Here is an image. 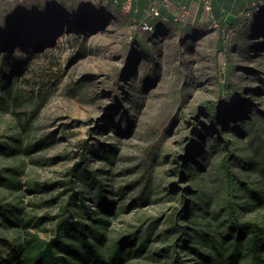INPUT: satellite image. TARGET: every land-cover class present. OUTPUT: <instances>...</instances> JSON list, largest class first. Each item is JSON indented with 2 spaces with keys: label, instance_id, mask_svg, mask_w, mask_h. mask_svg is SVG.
<instances>
[{
  "label": "rangeland",
  "instance_id": "1",
  "mask_svg": "<svg viewBox=\"0 0 264 264\" xmlns=\"http://www.w3.org/2000/svg\"><path fill=\"white\" fill-rule=\"evenodd\" d=\"M219 1L225 2L213 0L214 7ZM74 2L36 7L33 0L20 10L16 3L0 9V43L14 40V53L0 47V141L17 148L7 154L0 149V169L11 176L17 167L22 180L14 187L0 184V205L16 203L23 217L51 216L45 229H29L50 239L68 212L96 222L79 206H68L75 186L79 198L109 220L97 242L107 256L125 236L141 251L119 264H180L175 244L187 233L193 242L211 235L236 237L227 220L222 164L231 153L228 159L239 173L235 198L253 204L239 208L242 217L264 224V6L233 29L206 16L173 15L169 6L150 29L141 22L146 9L134 18L123 8ZM22 11L23 30L17 23ZM11 28L21 30L20 41ZM3 80L24 93L20 109L4 104ZM208 105L223 106V121L212 118ZM230 108L236 109L234 117ZM25 112L34 113L33 121ZM217 126L231 139V150L215 145L224 135ZM84 141L86 162L81 161ZM179 154L198 172L196 180L185 175L188 169L180 172ZM86 165L96 170L113 201L107 215L94 199L99 184L75 176ZM185 187L189 208H195L187 217ZM19 234L23 227L6 226L0 215V237ZM180 250L198 264L193 253Z\"/></svg>",
  "mask_w": 264,
  "mask_h": 264
},
{
  "label": "trees",
  "instance_id": "2",
  "mask_svg": "<svg viewBox=\"0 0 264 264\" xmlns=\"http://www.w3.org/2000/svg\"><path fill=\"white\" fill-rule=\"evenodd\" d=\"M234 1L236 4L237 1L240 0ZM225 2H223V5L225 4L231 8V11L229 12L234 13L233 9L235 4L233 5L232 0H225ZM54 11L55 14L60 13V10L57 8L54 9ZM17 23L18 26L21 25L19 26V29L23 30V28L26 27V24L23 22V11L19 14ZM13 29L14 28H11L12 31L10 33L14 35L16 41H20L21 37L18 33L16 34V32L21 30L13 32ZM3 44L14 53V50L12 49L14 46L13 39L3 40L2 43H0V47L3 46ZM1 85H3L5 91L4 94L6 96L4 104L12 105L13 111L20 109L24 93L19 90L18 86L11 83L10 80L1 81ZM225 87L228 90L231 88L230 82L227 80ZM208 106L209 114L212 115V118L223 121V115L225 113L223 111V106ZM19 111L20 110L17 112ZM235 111L236 109L230 108L229 117H234ZM33 114V112H25V115L29 116L30 122L34 119L32 116ZM18 119L22 120V117L19 116ZM24 122L25 121H22L21 128H23ZM216 129L219 130V134L221 132L224 133V135L221 134L223 138L216 139L215 145H225L227 150H231L232 141L225 135V130H221L219 126H217ZM220 140H222V143H220ZM8 142L0 141V149L5 154L17 150L14 144ZM7 143L10 146L8 148ZM85 144L86 141L83 142V146ZM83 148L84 150L81 153L82 162L85 161V159L87 160V148L86 146ZM230 155L231 153L227 154L222 161L226 188L225 207L230 233L234 232L236 237L232 241V233V235L229 234L228 236L219 239L215 235L210 234L211 236L204 237L202 242H193V236L187 233L183 236L181 240L182 243L175 244L179 248L176 249L175 257L180 264H196L194 262H188L185 257L186 255L184 256L180 249H183L184 254H189V252L193 253L196 257L194 258V261L196 260L198 264H264V224L254 216L248 217L247 219L242 217L241 210H244L246 207L253 204H248V202L244 203L235 198V178L239 177V173L234 169L232 162L229 161L228 158ZM105 158L111 160V156H105ZM181 158V154L177 155V167L180 169V172L185 174L186 169H188L187 171H189V174L185 175H189L192 181L196 180L199 175H197L198 172H192L194 166L189 164L186 167L184 162L180 160ZM193 161L198 166V170H200L199 167L202 165L195 160ZM253 163L257 164V162ZM4 170L5 168L3 167L0 169V184L5 185V187H14L22 184L20 170H18L17 167L13 168L16 175H13L15 174L13 172L11 176H6ZM79 171L80 172H77L75 176L81 182L85 184H99L98 192L94 195V199L97 203L96 206L107 215L106 209L109 208V211L113 209V201L104 193V183L95 175L96 170H94L95 172L89 171L88 166L86 165L82 166ZM76 178L74 179L75 182ZM188 191L189 187H185L181 194L184 210L186 211V214L184 215L185 217H187L188 214L193 215L191 209H195L193 205L189 208V201L187 198ZM79 196V190L73 186V190L67 199L68 206H79L83 211L82 215H87V217L95 219L96 225L79 219L77 216H74L73 212H68L67 214L61 215L60 219L57 220L55 224V235L50 239H44L39 231H32L29 229H45L47 224V221L45 220L46 218L51 219V216L41 215L37 218L23 217L18 215L20 207L17 206L16 203L3 202L0 205V215L2 220L5 221L6 226L16 223L23 227V235L19 234V236L13 237H0V239L4 240L3 247H0V264H119L125 261L132 253L141 251L140 249L134 250L129 241L123 236L112 246L111 253L107 256L97 242L103 240L105 234L104 229L109 223V220L106 216L100 213L99 210L91 209L86 198L81 199ZM78 198L79 201L77 200ZM2 200L4 201V199ZM239 208H241V210ZM224 243H229L227 246L228 248L226 247L225 250L222 249L225 247ZM223 252H227L228 255L224 256ZM215 254L221 257L220 261L215 260Z\"/></svg>",
  "mask_w": 264,
  "mask_h": 264
},
{
  "label": "crops",
  "instance_id": "3",
  "mask_svg": "<svg viewBox=\"0 0 264 264\" xmlns=\"http://www.w3.org/2000/svg\"><path fill=\"white\" fill-rule=\"evenodd\" d=\"M72 1L74 2V0ZM154 1L156 2L157 6L160 8L162 13L164 11L166 12V8L171 6L170 8L171 11L176 10L173 15H175L177 12L180 15L183 14V17L192 16L193 18H197L198 15L206 16L209 19H213V21L215 22H220L222 25L231 29L237 28V26H239V20L238 18L237 19L235 18V15L236 16L238 15L239 10H242L243 8L246 9L251 8L257 11L264 6V3L263 4L258 3L259 0H243V1L240 0L237 1L236 4L235 1L232 0L233 5L235 4L233 9L234 13H232L229 12L231 11V8H229L225 4L223 5V2L221 1H219L220 5L214 7L213 0H207L208 2H210V8H207L206 0H154ZM103 2H104L103 5L106 4L111 7L114 6L117 9L123 8L127 11H130V13L134 16V18L139 17L141 12L146 9L147 10L145 12L146 15L143 16L142 20L145 19L146 16H148V8L151 4V0H104ZM228 14L234 15L232 24H230L226 20Z\"/></svg>",
  "mask_w": 264,
  "mask_h": 264
},
{
  "label": "clouds",
  "instance_id": "4",
  "mask_svg": "<svg viewBox=\"0 0 264 264\" xmlns=\"http://www.w3.org/2000/svg\"><path fill=\"white\" fill-rule=\"evenodd\" d=\"M31 1H33V0H2V1H0V2H2L3 5H0V9H4V11H6V10L10 9V5H13V4L16 3L18 6H17L15 9L17 10V9L19 8V10H20V9H22L23 7H28V4H27V3H31ZM34 1L36 2V7H42L43 4H45L46 6H55V5H57L58 3H62V2L65 1V0H34ZM67 1H69V0H67ZM71 1H72V0H71ZM103 1H104V0H90L89 3H90L92 6H97V5L102 6L103 3H104ZM258 3L263 4L264 2H263V0H262V1L259 0ZM74 4H75V2L72 1L71 6H73ZM39 5H40V6H39ZM159 9H160V8H159ZM243 9H246V8H243ZM248 10H250L251 14H250V16L247 17L246 20H244V21L241 20V18L238 16L241 10H239L237 16L235 15V18H236V19L238 18V20H239V25H244L245 23H247V22H248V21L254 16L253 13H254L256 10L251 9V8H248ZM160 12H161V11H160ZM254 14H255V13H254ZM149 15H150V14H149V8H148V16H146L145 19L149 18L150 20H152L153 25H154V19H159V18L162 17V14H161V16H159V17H155V18H151ZM181 17H183V14L181 15ZM177 18H178V17H175V19H177ZM145 19H143V20L141 19V20H142L141 22L143 23V21H144Z\"/></svg>",
  "mask_w": 264,
  "mask_h": 264
},
{
  "label": "built area",
  "instance_id": "5",
  "mask_svg": "<svg viewBox=\"0 0 264 264\" xmlns=\"http://www.w3.org/2000/svg\"><path fill=\"white\" fill-rule=\"evenodd\" d=\"M260 1H262V0H260ZM207 8H210V2H208V1H207ZM149 14H150L149 16L151 18H155V17L161 16L160 9H159V7L157 6V4H156V2L154 0H151V4L149 6ZM250 14H251L250 10L242 9L238 16L241 18V20L244 21V20H246L247 17L250 16ZM143 25L146 28H150V29L154 28L153 22L149 18H147V19H145L143 21Z\"/></svg>",
  "mask_w": 264,
  "mask_h": 264
},
{
  "label": "water",
  "instance_id": "6",
  "mask_svg": "<svg viewBox=\"0 0 264 264\" xmlns=\"http://www.w3.org/2000/svg\"><path fill=\"white\" fill-rule=\"evenodd\" d=\"M233 19H234V15H233V14H228V15H227L226 20H227V22H229L230 24L233 23Z\"/></svg>",
  "mask_w": 264,
  "mask_h": 264
}]
</instances>
